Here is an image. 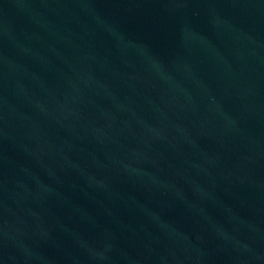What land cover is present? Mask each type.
Wrapping results in <instances>:
<instances>
[{"label": "water", "instance_id": "water-1", "mask_svg": "<svg viewBox=\"0 0 264 264\" xmlns=\"http://www.w3.org/2000/svg\"><path fill=\"white\" fill-rule=\"evenodd\" d=\"M0 264H264V0H0Z\"/></svg>", "mask_w": 264, "mask_h": 264}]
</instances>
